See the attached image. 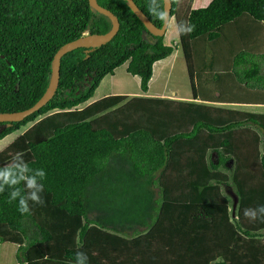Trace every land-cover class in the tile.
Instances as JSON below:
<instances>
[{"label":"trees","instance_id":"obj_1","mask_svg":"<svg viewBox=\"0 0 264 264\" xmlns=\"http://www.w3.org/2000/svg\"><path fill=\"white\" fill-rule=\"evenodd\" d=\"M133 1L162 25L148 10L159 0ZM97 2L117 16L115 35L64 52L53 96L21 120L0 121V138L30 123L0 150V171L23 163L26 176L45 172L36 177L44 203L30 201L28 214L8 202L9 185L0 193V264H76L78 251L87 264H264V219L243 215H264V113L218 104L249 94L264 103L263 43L244 42L238 25L250 19L264 34V0L187 10L195 29L182 50L193 47L199 102L112 93L80 106L123 63L146 91L153 63L174 50L128 0ZM111 25L88 0H0V113L45 93L63 43ZM17 187L30 191L26 181Z\"/></svg>","mask_w":264,"mask_h":264},{"label":"rangeland","instance_id":"obj_2","mask_svg":"<svg viewBox=\"0 0 264 264\" xmlns=\"http://www.w3.org/2000/svg\"><path fill=\"white\" fill-rule=\"evenodd\" d=\"M190 0H186V2L189 3ZM210 0H196L193 3H196V6L193 7H201L206 5ZM185 2V3H186ZM178 8H182V10L176 11V13L173 15V18L178 23L180 19L185 21L186 19V12L188 10V6L186 4L182 7V5L179 4ZM184 9V10H183ZM182 35L175 33L174 31H171L168 27L166 32L164 33L163 41L166 44L174 46V50L178 52V59L175 60L172 64V68L170 70L171 72V78L169 81V88L170 90H176L178 93L186 94L188 95L191 93L193 89V73H191V68L185 65L182 61V55L179 53L182 51V48L184 46L182 42ZM177 40L178 45H173V41ZM180 54V55H179ZM155 71H157V66L155 67ZM110 82L112 84H115L113 87L114 91H125V93L130 92H139L143 93L140 85H139V76L133 75L126 71V63H123L116 67L114 69L113 74H106L102 80L100 81L99 85L95 89L94 96L89 98L84 103L80 104V106H85L89 102L93 100L98 94H101L104 90L108 89V86L110 85ZM160 84V79L154 78L153 82L151 84V90H153L156 86ZM248 109V108H246ZM253 111L262 112L264 113V106H258L253 108ZM30 123H27V125L23 126V129H16L6 136L0 138V150L9 143L10 140L14 139L19 133L24 130L26 126H28Z\"/></svg>","mask_w":264,"mask_h":264},{"label":"clouds","instance_id":"obj_3","mask_svg":"<svg viewBox=\"0 0 264 264\" xmlns=\"http://www.w3.org/2000/svg\"><path fill=\"white\" fill-rule=\"evenodd\" d=\"M152 3H155V0H152ZM149 12L157 19L162 21L171 31H174L180 35H188L191 34L195 25L191 24L188 21H180L177 23L173 17L170 16L166 7H162L159 0V10L156 7H153L151 3L148 5ZM174 42L173 44H175ZM177 44V43H176ZM23 155V153H17L15 158ZM18 170V171H17ZM29 168L27 164L17 163L14 167H7L3 171H0V193L4 192V185L7 184L12 188V191L9 195V203L12 201L18 200V211L22 214H28L30 212V204L29 202H33L38 205H42L44 203L41 198L40 193L43 191V184L37 183V176L43 179L45 177V172L43 169H36L35 176H26L24 173L28 172ZM21 181H26V187L30 191L25 193L22 191L17 185L20 184ZM261 213H264V206L260 208ZM245 218H247L250 222L259 219H264V215L257 216L255 211L245 209L243 212ZM88 256L85 252L78 251L76 253V264H87Z\"/></svg>","mask_w":264,"mask_h":264},{"label":"crops","instance_id":"obj_4","mask_svg":"<svg viewBox=\"0 0 264 264\" xmlns=\"http://www.w3.org/2000/svg\"><path fill=\"white\" fill-rule=\"evenodd\" d=\"M195 1L196 0H190L189 3L186 2V6H188V10L193 8V6H196V3H193ZM179 4H180V2L178 3L177 7H179ZM171 17H173V16H171ZM240 24L242 26L244 25L243 31L245 32V34H243V37H242L244 42L250 44L251 42L255 43L256 41H258L260 43H263V47H264V34L262 33L260 25L258 23L253 22L250 19H245V20L241 19L238 22V25H240ZM262 34H263V37H262ZM174 42L177 43L178 41L174 40L173 43ZM176 45H178V43ZM177 53L178 52H176V50H173L167 56H165L161 59H158L153 63L152 77L149 80L148 89L146 91H142L143 93H139V92L125 93V91H114L113 87L115 86V84H112V82H110L108 89L104 90L101 94H98L95 98H93V100L98 99V98H100L104 95H107V94L125 93V94H128L129 96L144 95V96H150V97L173 98V99L192 100V101H198L199 102L200 100H199V98H197V95L193 94V89H192L191 93L186 95V94L178 93L176 90H170V88H169V81L171 78L170 70L172 68L173 62H175V60L178 59ZM179 53L182 55L181 59H182L183 63H185V65L187 67L189 66L191 68V73H193V47H191V45L189 46L188 53H184L183 50ZM156 66H157V71H155ZM154 78L160 79V84L158 86H156L153 90H151V84H152ZM249 95L250 96H249L248 100H250V102H248V100H247L246 102H229V103H218V104L219 105H225V106H228L231 108H237L239 110L257 112V111H253V108L258 107V106H264V103L253 102L255 100H260V98L256 95H253V94H249ZM246 108H248V109H246ZM258 113H262V112H258ZM12 140H10L9 142H11ZM213 157L215 158V154H213ZM228 193L231 196H233L234 200H236L233 192L230 189L228 190Z\"/></svg>","mask_w":264,"mask_h":264},{"label":"water","instance_id":"obj_5","mask_svg":"<svg viewBox=\"0 0 264 264\" xmlns=\"http://www.w3.org/2000/svg\"><path fill=\"white\" fill-rule=\"evenodd\" d=\"M89 4L97 9L98 11L108 15L112 20V25L109 30L106 32H85L80 36L71 39L65 43H63L54 53L52 59V78L50 82L49 88L45 91V93L31 106L17 112L13 113H0V121L7 120H21L25 116L34 112L42 105H44L54 94L58 81H59V69H60V58L64 52L70 50L71 48L80 46V45H88L94 44L98 42H102L105 40H110L119 28V20L117 16L111 12L106 7L100 5L97 0H88ZM133 12L138 16V18L143 22L145 27L155 35H163L167 29V26L162 23L161 26H157L154 24L148 16L135 4L133 0H128ZM163 7H166L167 11L170 14L171 9V0H163Z\"/></svg>","mask_w":264,"mask_h":264}]
</instances>
